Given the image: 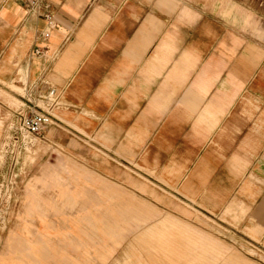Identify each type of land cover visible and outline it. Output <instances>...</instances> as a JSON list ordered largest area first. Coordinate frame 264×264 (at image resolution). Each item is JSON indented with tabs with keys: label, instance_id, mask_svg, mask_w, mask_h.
<instances>
[{
	"label": "crops",
	"instance_id": "0c3cea01",
	"mask_svg": "<svg viewBox=\"0 0 264 264\" xmlns=\"http://www.w3.org/2000/svg\"><path fill=\"white\" fill-rule=\"evenodd\" d=\"M46 2L54 27L42 40L46 22L25 0H0V84L18 93L21 84L31 95L56 89L68 112L63 124L76 137L92 134L102 154L96 159L107 156L113 168L147 177L209 214L224 244L183 220L121 209L103 210L117 221L97 233L112 238L123 229L118 221L142 223L136 241L148 260L140 252L138 264H249L227 256L233 236L240 248L264 254V46L241 34L250 20L239 2ZM0 95L20 105L1 88ZM51 167L54 182L77 183L90 203L89 174L66 156ZM58 190L70 204L77 197ZM105 197L113 198L97 200ZM152 216L159 218L146 224ZM45 252L11 234L0 264H32Z\"/></svg>",
	"mask_w": 264,
	"mask_h": 264
},
{
	"label": "rangeland",
	"instance_id": "374dc122",
	"mask_svg": "<svg viewBox=\"0 0 264 264\" xmlns=\"http://www.w3.org/2000/svg\"><path fill=\"white\" fill-rule=\"evenodd\" d=\"M234 2H239L241 11L250 20L245 28L242 27L243 30L240 27L247 43L259 41L264 46V0H230V3ZM229 21L232 26H238L236 21ZM16 81L24 82L20 75ZM16 85L21 88V93L0 84L2 90L20 101V105H10L0 95V255L9 236L14 234L24 246L34 243L45 247V257L35 256L30 262L32 264H138L137 258L142 251L138 244L140 240H136L140 238L143 224L129 218L117 222L123 227L118 236L111 238L98 234L97 231L104 229L105 225L117 221L115 217H111L112 222L108 221L103 213L105 209L131 210L140 217L148 212L167 215L180 222L183 220L222 242L221 225L215 222L216 219L205 216L209 214L197 212L177 193L161 190L147 177L119 165L113 168L116 164L107 156L96 159L102 154L91 140L92 134L89 138L76 137L72 129L63 124L68 121L67 111L61 108L51 111L59 122L54 119V123L40 136L22 133L19 130L20 117L27 111H36V108L46 110V107L36 101L34 104L39 107H27L28 100L33 102L35 97L21 84ZM74 116L78 117V114ZM67 142L70 144L66 145ZM65 156L91 176L94 186L87 190L93 194L90 203L86 204L79 196L86 191L81 190L77 183L71 181L61 185L52 180L51 166H57L60 158ZM59 187H64L68 195L77 196L71 204L67 198L57 197ZM96 195H111L113 198L107 200L105 197L104 201H98ZM29 206L35 209L34 214L27 212ZM157 218L152 216L146 224ZM233 237L227 256L236 254L249 264H264V254L259 249L251 246L240 248L237 237ZM143 256L148 260L145 253Z\"/></svg>",
	"mask_w": 264,
	"mask_h": 264
},
{
	"label": "built area",
	"instance_id": "2783aa9c",
	"mask_svg": "<svg viewBox=\"0 0 264 264\" xmlns=\"http://www.w3.org/2000/svg\"><path fill=\"white\" fill-rule=\"evenodd\" d=\"M25 5L30 12L35 14L37 17H42L45 20L47 29L42 32L41 39L47 40L49 37V31L54 27L50 6L46 0H25ZM34 54L36 56L42 55L39 48L34 50ZM33 96L35 99L33 102L28 100L27 107H39L34 104L36 101L41 102L44 107H46V110L36 108V111H27L19 119V130L27 136H40L54 123V117L51 115V111L53 112L54 110L60 108L62 104V97L61 94L54 88H49L45 94Z\"/></svg>",
	"mask_w": 264,
	"mask_h": 264
},
{
	"label": "bare ground",
	"instance_id": "6f19581e",
	"mask_svg": "<svg viewBox=\"0 0 264 264\" xmlns=\"http://www.w3.org/2000/svg\"><path fill=\"white\" fill-rule=\"evenodd\" d=\"M14 125V124H13ZM10 127V126H9ZM8 131V130H7Z\"/></svg>",
	"mask_w": 264,
	"mask_h": 264
}]
</instances>
